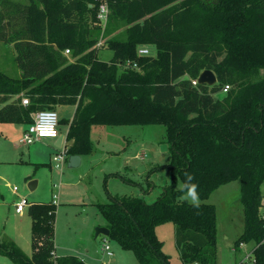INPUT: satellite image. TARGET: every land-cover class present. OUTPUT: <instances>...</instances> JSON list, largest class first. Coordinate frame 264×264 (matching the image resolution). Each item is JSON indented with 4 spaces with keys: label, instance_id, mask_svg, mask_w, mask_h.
Masks as SVG:
<instances>
[{
    "label": "trees",
    "instance_id": "1",
    "mask_svg": "<svg viewBox=\"0 0 264 264\" xmlns=\"http://www.w3.org/2000/svg\"><path fill=\"white\" fill-rule=\"evenodd\" d=\"M107 3L106 25L116 19L126 29L107 41L113 54L104 60L98 1L0 0V41L14 46L21 69L18 76L0 69V104L18 98L0 109V121L31 123L38 110L75 104L69 155L93 152V125H165L171 183L152 203L127 194L98 203L109 236L139 264H171L156 227L172 222L183 264H217L216 206L207 199L238 179L245 226L235 245L254 242L253 264H264V0ZM147 45L155 56L139 53ZM204 69L215 84L193 82ZM185 171L199 185V209L177 199ZM28 204L32 254L1 235L0 254L14 264H90L55 254L57 204Z\"/></svg>",
    "mask_w": 264,
    "mask_h": 264
},
{
    "label": "rangeland",
    "instance_id": "2",
    "mask_svg": "<svg viewBox=\"0 0 264 264\" xmlns=\"http://www.w3.org/2000/svg\"><path fill=\"white\" fill-rule=\"evenodd\" d=\"M99 56L108 60L113 51L107 48L110 38L123 36L126 25L116 19H110L108 25H101ZM104 45V46H103ZM150 55L157 54L155 45H147ZM16 51L11 43L0 41V69L12 76L20 75L16 60ZM221 93L220 95H223ZM56 109V108H55ZM74 107L69 105L67 115L72 116ZM61 116V109L57 110ZM66 115V116H67ZM66 129L65 123L62 124ZM19 129L10 133L9 141L19 151V157L27 160L15 164L13 169H31L29 161H37L35 179L39 183L33 191L28 184L20 180L16 170L10 175L11 186L17 185L19 193L29 192L35 199L52 200L58 195L55 223V254L58 256L73 254L90 264H139L135 252L123 248L110 236H106L113 255L103 249L105 235L95 237V229L106 223L98 203L110 201L111 195H135L146 202H154L163 189L171 183L172 175L169 163L171 150L167 142L166 126L163 124H97L93 125L90 137L94 145L91 153L82 154L80 164L70 167L65 162L61 168L53 161L57 150L48 145L37 143L30 147L19 145ZM2 138L0 143L4 145ZM167 144V149L162 145ZM36 148V152H32ZM12 149H15L12 147ZM30 153L28 154V150ZM51 150L53 151L50 156ZM13 151V150H12ZM35 151V150H34ZM31 154V155H30ZM69 157V156H68ZM32 162V163H33ZM17 173V174H16ZM6 189H8L6 187ZM5 194L10 195L11 191ZM214 203L217 213L216 263L217 264H253L252 248L254 242H243L236 246V239L245 226L244 206L241 201L240 180H232L214 189L207 199ZM264 215V200L260 207ZM158 237L163 241V251L169 255L171 264H183L176 246V226L172 222L156 227ZM24 252L30 254L31 245L22 243ZM251 253V257L249 256ZM9 264H14L8 257Z\"/></svg>",
    "mask_w": 264,
    "mask_h": 264
},
{
    "label": "crops",
    "instance_id": "3",
    "mask_svg": "<svg viewBox=\"0 0 264 264\" xmlns=\"http://www.w3.org/2000/svg\"><path fill=\"white\" fill-rule=\"evenodd\" d=\"M64 54L69 55L70 53H67L66 51H64ZM17 99H18L17 96H14L13 98L10 99L9 102L0 104V109L4 108L5 106L9 104L18 103ZM69 105H73L74 107L72 116H69L66 114L67 108ZM58 109H61L62 111L61 116H60L58 135L56 137L42 138L30 145H26L20 142V138L22 137L24 131L27 129L30 123H26L24 121H0V140H2V138H4L5 140L8 139V141H5L7 143H5L4 145H2L3 143H0V235L2 237H9L13 239L14 241L18 243V245L22 249H23L22 243H25L26 245L29 244L32 246V229H31L32 228V218L28 213L29 204L25 207V209L22 212H17L16 203L22 197L26 198L30 203L31 202H43V201H49V200L35 199L36 196H32L33 198H30L32 194H29V192L19 193L18 191L20 188L17 185L11 186L9 181L6 182V179L10 175L15 174L16 170H19L17 171V173L20 174L21 172V174L18 176V178L20 180H23L24 183L29 184L31 180L35 179L34 178L35 177L34 168H38L40 166V163L37 161L35 162L29 161V163L32 165L31 169H26V167L21 168V170L13 169L15 164L25 163V161L27 162V160L22 157H19L18 149H16V147L10 143L8 137L10 136V133L12 134L18 128L19 133H20L19 138H18V144L20 146L23 145V146L30 147L31 145H35L37 143H40V144L46 143L54 147L57 150L63 143L67 145V133H68L71 120L73 119L75 111H76V105L75 104H60L56 107V110ZM33 114H32V117H33ZM63 123H65L66 125L65 130H63L62 128ZM60 137H63V138L60 141V145H58ZM12 147L15 149H12ZM30 150L31 149L28 150L29 151L28 154L30 153ZM34 150H32V152H36V148ZM52 153L53 151L51 150V152L49 153L50 156L52 155ZM66 162H68V159ZM35 180H37L36 186L33 189H30L28 187V189L31 191L36 189L39 183L38 179H35ZM6 187L8 189H6ZM14 187H17V190H15ZM8 190L11 191L10 195L5 194L6 191ZM101 203H105V202H101ZM102 226L107 227V224L105 223ZM30 251L31 252L28 255L32 254L33 248ZM5 258L6 256L0 254V264H9Z\"/></svg>",
    "mask_w": 264,
    "mask_h": 264
},
{
    "label": "built area",
    "instance_id": "4",
    "mask_svg": "<svg viewBox=\"0 0 264 264\" xmlns=\"http://www.w3.org/2000/svg\"><path fill=\"white\" fill-rule=\"evenodd\" d=\"M99 2V10H98V19L99 23L101 25H106L108 21L109 16V7L107 0H96ZM97 45H101L100 41ZM67 53H70L69 49L65 50ZM139 53L140 54H149L150 51L147 46H140L139 47ZM136 65V64H134ZM194 83L197 82V80H193ZM229 88V85H225L223 88V92H226ZM23 104H29L28 98H22ZM60 124V116L56 109H42L38 110L33 114L32 122L28 125L27 129L24 131L22 137L20 138V142L26 145H30L42 138L45 137H56L58 135V128ZM68 148L65 143H63L58 149L57 152L53 154V161L55 162L56 166L61 168L63 164L68 159ZM15 190H17V187H14ZM58 195L54 194V197L52 201L57 204L56 198ZM28 205V200L24 197H22L17 203H16V211L22 212L25 207ZM243 243H241L239 246H242ZM103 249L106 251V254L111 256L113 255V251L111 248V245L109 244L107 237H104L103 242ZM249 256L251 257V253H249ZM253 258V262H254Z\"/></svg>",
    "mask_w": 264,
    "mask_h": 264
},
{
    "label": "water",
    "instance_id": "5",
    "mask_svg": "<svg viewBox=\"0 0 264 264\" xmlns=\"http://www.w3.org/2000/svg\"><path fill=\"white\" fill-rule=\"evenodd\" d=\"M197 82L198 83H206L208 85H213L217 82V76L213 70L204 69L203 71H201L200 75L198 76ZM62 138L63 137L59 138L58 145H60V141L62 140ZM162 149H167V144H163ZM80 161H81V155L80 154H70L68 157V165L70 167H75V166L79 165ZM36 184H37V180H35V179L31 180L28 184V187L30 189H33L36 186ZM100 234H103L105 236H109L110 229L106 226H99L95 229V237H97Z\"/></svg>",
    "mask_w": 264,
    "mask_h": 264
},
{
    "label": "clouds",
    "instance_id": "6",
    "mask_svg": "<svg viewBox=\"0 0 264 264\" xmlns=\"http://www.w3.org/2000/svg\"><path fill=\"white\" fill-rule=\"evenodd\" d=\"M183 177V180L177 185L176 190L181 193L177 199L181 203L187 202L194 209H199L202 204L199 185L194 182L195 177L191 173L185 171Z\"/></svg>",
    "mask_w": 264,
    "mask_h": 264
}]
</instances>
